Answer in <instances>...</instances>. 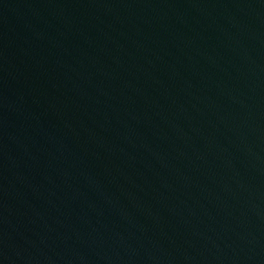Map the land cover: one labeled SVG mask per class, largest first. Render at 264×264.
Returning a JSON list of instances; mask_svg holds the SVG:
<instances>
[{
    "label": "water",
    "instance_id": "water-1",
    "mask_svg": "<svg viewBox=\"0 0 264 264\" xmlns=\"http://www.w3.org/2000/svg\"><path fill=\"white\" fill-rule=\"evenodd\" d=\"M0 264H264V0H0Z\"/></svg>",
    "mask_w": 264,
    "mask_h": 264
}]
</instances>
